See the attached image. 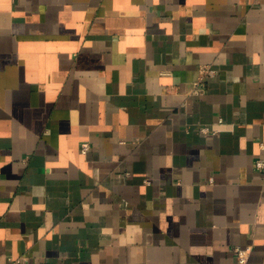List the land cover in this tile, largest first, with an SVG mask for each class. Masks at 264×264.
<instances>
[{"label": "crops", "instance_id": "1", "mask_svg": "<svg viewBox=\"0 0 264 264\" xmlns=\"http://www.w3.org/2000/svg\"><path fill=\"white\" fill-rule=\"evenodd\" d=\"M258 158L264 0H0V264H264Z\"/></svg>", "mask_w": 264, "mask_h": 264}, {"label": "built area", "instance_id": "2", "mask_svg": "<svg viewBox=\"0 0 264 264\" xmlns=\"http://www.w3.org/2000/svg\"><path fill=\"white\" fill-rule=\"evenodd\" d=\"M212 72L213 71L206 66L201 68V73H203V74H210L211 75ZM202 130L204 132H207L208 128L204 127ZM90 148H91V145L88 141H83L80 145V151L82 154H87L88 151L90 150ZM254 166L258 171H261L264 173V159H262V158L256 159ZM251 249H252L251 246L235 247L234 251L236 254L238 264H246L247 263Z\"/></svg>", "mask_w": 264, "mask_h": 264}]
</instances>
